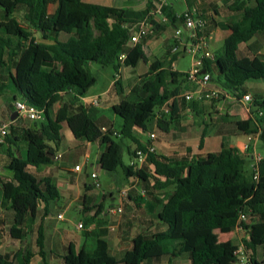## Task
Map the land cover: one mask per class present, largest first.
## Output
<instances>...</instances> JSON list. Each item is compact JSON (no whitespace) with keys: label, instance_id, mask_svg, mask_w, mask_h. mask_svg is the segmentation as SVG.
I'll use <instances>...</instances> for the list:
<instances>
[{"label":"trees","instance_id":"obj_1","mask_svg":"<svg viewBox=\"0 0 264 264\" xmlns=\"http://www.w3.org/2000/svg\"><path fill=\"white\" fill-rule=\"evenodd\" d=\"M156 8L151 0L143 11L85 0H0V96L12 92L14 102L21 100L44 111L41 121L25 120L15 126L20 118L11 120L8 134L0 143V147L8 145L6 169L11 179L2 182V206L13 212L10 235L22 240L36 217L38 204L59 196L52 179L42 177L40 171L57 160L65 125L77 140L99 142L105 147L99 161L101 169L113 173L123 168L127 179L138 178L144 184V195L148 197L157 191L170 194L157 215L165 230L136 235L132 248L122 255H114L103 239L97 241L95 249L83 247L76 253L71 248L63 257L64 264H159L179 257H189L190 264H236L240 245L212 244L210 239L216 230L222 234L235 231L242 214L247 219L239 225L249 235L243 240L247 264H264V157L258 164L256 180L254 170L246 169L249 160L237 148L223 147L219 152L175 163L148 152V147L134 136V128L148 131L153 122L161 132L168 133L186 107L199 106L197 101L187 102L184 97L188 75L173 69L179 58L178 54L172 55L173 46L164 58L150 64L134 88L136 98H125L113 106V112L124 122L119 133L102 127L92 115L93 106L82 102L97 82L91 71L93 63L113 66L117 71L123 66L136 68L141 62L148 63L143 40L131 43L132 29ZM170 10V6L163 8L162 16L168 20L163 27L175 30L183 24L184 13L179 16ZM227 11L215 9L218 15L235 14L240 18L228 22L230 35L215 59L205 61L203 70L210 74L215 89L242 100L250 91L249 81L264 80V60L245 55L239 48L255 37L264 43V0H236ZM194 15L205 21L204 33L209 37L213 24L197 8ZM151 23L156 25L155 17H151ZM61 34H65L66 41L59 40ZM122 55H126L125 60ZM5 69L8 75H4ZM118 84L119 80L115 86ZM253 93L251 116L237 121L236 126L244 135L260 133L264 142V88ZM64 94H73L74 99L63 103L52 118L50 112ZM207 128L205 125L200 146ZM126 141L137 145L128 153L131 162L137 152L147 154V163L141 169L135 170L131 162L124 164ZM25 143L23 156L20 146ZM95 208L98 214L104 211L103 204ZM38 234L39 255L48 264L44 233L40 230ZM28 255L21 263L17 255L0 254V264H29L33 255Z\"/></svg>","mask_w":264,"mask_h":264},{"label":"crops","instance_id":"obj_2","mask_svg":"<svg viewBox=\"0 0 264 264\" xmlns=\"http://www.w3.org/2000/svg\"><path fill=\"white\" fill-rule=\"evenodd\" d=\"M150 0H90L88 3L98 4L115 8H128L135 11H143L147 8ZM236 0H167L170 6V12L181 15L188 10L196 12V8L205 16L208 21L213 24V30L209 36L211 51L216 54L221 51L216 49L230 35L228 22L235 21L240 15L229 14L227 16L218 15L215 9L225 12L227 7ZM151 3L157 5V0H151ZM53 11V6L50 12ZM194 12V14H195ZM156 25L150 23L148 27V36L143 39V49L148 57V63H144L146 71L142 75L135 76L136 71H131L121 75L123 67L116 75H112L109 86L101 92H92V88L88 94L82 98L84 104L92 105L94 98L100 99V106L91 108L92 115L99 121L102 127L112 128L116 132H120L123 126V119L113 112V106L123 99L136 98L134 88H136L142 77L148 72L150 64L165 57L168 48L174 44V30L172 28L163 27L160 18H156ZM183 24H179L176 28H182ZM186 36L188 32L184 30ZM66 39V37H65ZM66 41V40H65ZM250 47L253 51L250 52ZM240 51L249 56H259L264 60V43L259 42L255 37L248 44L240 45ZM173 64V69L176 70ZM93 65V64H92ZM91 65V66H92ZM138 67V66H137ZM136 67V68H137ZM134 68V69H136ZM177 71V70H176ZM4 75H8L5 69ZM119 80V84L115 86V82ZM98 81V80H97ZM97 83V82H96ZM250 94L253 97V90L264 88L262 81L251 80L247 83ZM210 88L215 89V83L210 84ZM194 88L186 83L184 85V94L193 91ZM10 100L6 106L13 109V93L9 92ZM73 94H64L62 101L56 104L50 112L52 118L55 117L58 108L66 102H72ZM199 103L196 108H188L182 112L179 122L170 127L168 133L161 132L156 123L153 122L149 126L148 131L140 128H134V136L144 146L153 144L155 146V154L168 158L178 163L189 161L196 156H205L209 153L219 152L223 147L237 148L240 153L249 160L248 166L253 169L256 158L261 156L258 154L259 141L251 137L254 135L242 134L236 126V122L243 119H249L252 113L248 112L246 104L240 101L229 99L218 100L213 102H204L195 99ZM219 114H215V111ZM208 125L207 136L204 139L203 146H200L202 132ZM62 134L64 137L62 149L59 152L60 158L53 165L42 168L40 174L42 177H50L58 188L59 196L56 200L49 203L40 202L38 211L33 222L27 227V235L22 240L11 237L10 229L13 225V212L2 206V182L11 179V173L6 169L8 157L6 153V145L0 147V254L10 255L11 257H19L23 263V257H29L31 253L33 258L29 264H44V260L39 255L40 249L37 245L39 231L44 233V246L46 253V261L48 264H64L63 257L67 255L71 248L78 253L83 247L95 249L99 239L106 240L110 250L114 255H122L132 248V240L140 233H154L156 231L165 230L166 226L161 223L157 217L163 205L166 203L170 192L157 191L154 196L148 197L144 195V184H140L138 178L127 179L122 184V188L118 190V194L109 190V192H96L92 184L88 183L85 176L84 167L81 171L76 172L75 167L79 164L73 163L68 159V155L83 156L86 164L92 168H100V157L105 147L99 142L90 143L77 140L67 126H63ZM151 135L156 138L152 141ZM68 145V147H66ZM8 146V145H7ZM71 148L69 149V147ZM125 151H135L137 145L132 142H125ZM27 150V144L20 146V151ZM24 153V152H23ZM26 152L24 153V155ZM62 157V158H61ZM147 163V158L146 162ZM144 163V164H145ZM153 169L152 165H149ZM107 172V171H106ZM94 174V173H92ZM91 174V175H92ZM92 178V177H91ZM128 190L131 195L129 198H122L121 193ZM170 191V190H169ZM109 202H106V201ZM103 204L104 211L98 214L96 206ZM122 206L123 213L120 216H112L108 213L109 209ZM73 212L78 217L68 218V213ZM63 216V218H59ZM83 227L80 228L79 225ZM244 235V240L249 239L247 232L235 230L230 234H222L219 230L214 231L213 238L216 237L217 242L220 241L218 235ZM216 241V240H215ZM231 239L228 240V242ZM240 244V240L237 243ZM179 259V260H178ZM183 261V262H182ZM190 264L189 257L173 258L172 261L167 258L159 264Z\"/></svg>","mask_w":264,"mask_h":264},{"label":"built area","instance_id":"obj_3","mask_svg":"<svg viewBox=\"0 0 264 264\" xmlns=\"http://www.w3.org/2000/svg\"><path fill=\"white\" fill-rule=\"evenodd\" d=\"M167 0H158L156 10L152 11L148 17H146L142 22L135 25L132 29L131 43L133 45L139 44L143 39H145L149 32L148 27L151 23V17L161 18L162 23H168V20L162 16L163 8L166 7ZM206 27L205 21L194 15L189 11L184 13V22L182 28H176L174 30V44L172 47V55H179V58L184 57L186 55H190L192 58V67L189 72H187V83L191 85L194 90L187 92L184 94V97L187 102H191L196 98L202 100L204 102H213L222 99H229L234 101H240L236 97L231 94L221 91L219 89L210 88L211 84V76L205 70H203V66L206 60H214L215 54L211 51L209 37L204 33V29ZM184 30L189 34L185 35ZM122 60L126 59V55H122ZM84 99V98H83ZM242 102L246 104L248 107V112L252 113V102L253 97L250 94H246L242 98ZM93 106H100V99L94 98L91 102ZM15 112L18 113V117L26 118L32 121H41L44 119V111L39 110L35 107L27 105L25 102L21 100H17L13 104ZM10 124L4 123L0 124V143H2L5 137L8 134ZM106 131V129H103ZM117 135V133H115ZM260 137V133L251 137V141L254 139H258ZM156 138L155 135H151L152 141ZM155 146L150 143L148 145V152L154 153ZM60 156L56 159L58 160ZM147 154L144 152H137V157L134 161L131 162V166L134 167L135 170L141 169L144 162L146 161ZM262 157L258 156L255 161L254 169V178L258 180V164ZM75 171H81V166L78 165L75 167ZM94 180L93 186L95 188H101V183L98 180L97 174L91 175ZM122 198L128 197V190H125L121 193ZM108 213L114 216H120L123 213L122 206L114 207L109 209ZM59 218H63V216H59ZM247 217L242 214L239 218V224L243 221H246ZM238 224L237 229L239 231H243L242 227ZM80 228L83 227L82 224L79 225ZM244 232V231H243ZM237 255V263L236 264H247V257L245 255V247L242 243L236 252Z\"/></svg>","mask_w":264,"mask_h":264},{"label":"rangeland","instance_id":"obj_4","mask_svg":"<svg viewBox=\"0 0 264 264\" xmlns=\"http://www.w3.org/2000/svg\"><path fill=\"white\" fill-rule=\"evenodd\" d=\"M86 2L90 1V0H85ZM21 23L23 26H26L24 22H22L21 19ZM59 40L60 41H65V34H61L59 36ZM222 49V43L219 44V46L216 47V49ZM220 49V50H221ZM177 64L175 65V68L177 71L182 72V73H187L190 71L191 67H192V58L190 55H186L184 57L178 58L177 59ZM136 71L135 76L138 77V75H142L145 73L146 71V66L144 64V62H141L138 67L136 69L132 68V67H126L124 66L122 71H121V75H124L126 73H130L131 71ZM91 71L94 74V76L97 78V83L96 85L92 88V92H101L102 90L106 89L109 84L110 81L112 80V75H116V70L113 68V66H109V67H103L99 64L93 63V65L91 66ZM262 81V83H264V80H259ZM9 92H6L4 94H2L0 96V124H4V123H12L11 121V116L13 114L12 112V108L6 106V103L10 100V97L8 96ZM215 111V110H214ZM215 114H219V112L215 111ZM18 119V122L15 123V126H18L20 123H22L23 121H30L29 119L26 118H21ZM262 130L264 131V126L262 127ZM129 142V141H128ZM8 146H6L7 148ZM66 147H68V145H66ZM16 148V147H13ZM71 148V146L69 147V149ZM23 152H26V149L23 150ZM20 151V155H24V153ZM258 154H260L261 156H264V142L259 141V146H258ZM68 159H70L73 163H77L80 166L84 167L85 172L88 174V176L86 177V180L88 183L92 184V187L94 189V191L96 192H109V190H111L112 192H114L115 195L118 194V190L122 188V184L126 183L127 178L125 175V172L123 170V168H119L116 172H106L105 170L99 168V167H95L92 168L89 164H86L83 156L81 155H76V156H70V154L68 155ZM123 161L125 165H129L131 162V159L129 157V155L127 154V152L124 153L123 156ZM247 170L249 171H253L254 169H251L248 165L246 167ZM95 173L98 176V180L101 183V188H95L93 186L94 180L91 178V174ZM106 202H109L108 200ZM73 217L76 218L78 217V215L76 213L70 212L68 213V218ZM218 238L220 239L219 244H224L226 242H228L229 239H231V243L237 244L240 240V244L241 245L243 243L244 240V235H240L239 236H232V235H220L217 234ZM214 237V236H213ZM211 238L210 242L213 244H215L217 242L216 237L215 238ZM213 240V241H212ZM216 240V241H215ZM179 260V259H178ZM183 262V261H182ZM153 264H157V263H153ZM187 264V263H185Z\"/></svg>","mask_w":264,"mask_h":264},{"label":"water","instance_id":"obj_5","mask_svg":"<svg viewBox=\"0 0 264 264\" xmlns=\"http://www.w3.org/2000/svg\"><path fill=\"white\" fill-rule=\"evenodd\" d=\"M17 118H18V113L15 112V113L11 116V120L14 122Z\"/></svg>","mask_w":264,"mask_h":264}]
</instances>
